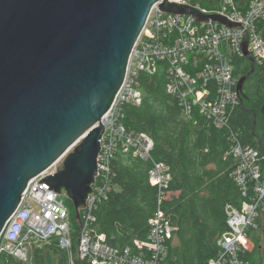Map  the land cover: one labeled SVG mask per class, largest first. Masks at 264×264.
Masks as SVG:
<instances>
[{"label": "water", "instance_id": "95a60500", "mask_svg": "<svg viewBox=\"0 0 264 264\" xmlns=\"http://www.w3.org/2000/svg\"><path fill=\"white\" fill-rule=\"evenodd\" d=\"M155 6L236 27L167 0H0V241L29 182L53 166L41 184L71 201L80 225L97 175L101 121ZM244 56L253 68L245 46Z\"/></svg>", "mask_w": 264, "mask_h": 264}, {"label": "built area", "instance_id": "2783aa9c", "mask_svg": "<svg viewBox=\"0 0 264 264\" xmlns=\"http://www.w3.org/2000/svg\"><path fill=\"white\" fill-rule=\"evenodd\" d=\"M167 1L192 7L205 16L222 17L236 27L228 28L211 20L197 23L189 16L164 15L157 6L152 9L130 56L124 83L101 121L105 132L100 141L95 184L78 225L76 260L90 264H162L166 244L172 238L174 229L161 208L171 194L169 169L152 159L153 142L148 135L128 132L121 123V106L141 103V94L133 87L137 74L154 72L157 62H165L169 73L167 92L177 97L183 117L197 114L222 129L228 127L230 112L239 104L231 58H245V46L254 63L264 61V0ZM231 140L230 155L236 160L233 178L246 201L239 209L225 208L226 231L217 240L221 252L208 264H248L241 255L250 248L248 231L256 228L264 207V153L246 147L233 134ZM118 148L124 152L130 149L151 163L149 182L157 189L158 206L149 220L147 240L135 242V254L131 248L106 245L105 236L93 230L95 211L112 188L111 162ZM55 171L53 166L29 182L17 213L5 229L2 249L21 261H27L23 248L26 241L55 240L67 253L69 264H75L68 210L60 196L47 184H41Z\"/></svg>", "mask_w": 264, "mask_h": 264}, {"label": "trees", "instance_id": "16d2710c", "mask_svg": "<svg viewBox=\"0 0 264 264\" xmlns=\"http://www.w3.org/2000/svg\"><path fill=\"white\" fill-rule=\"evenodd\" d=\"M231 66L237 81L247 77L226 128H216L197 114L183 117L177 97L167 92L169 73L163 61L157 62L154 72L137 74L133 87L141 94V103L121 106L125 129L148 135L153 142L152 159L163 163L171 175V194L161 208L174 230L162 264H208L221 252L217 240L226 231L225 208L239 209L246 201L233 178L236 160L230 155L231 134L246 147L264 153V61L252 68L249 59L233 56ZM150 168L151 163L132 150H116L111 162L112 188L98 205L93 224L95 233L105 236L106 245L131 248L135 254V242L147 240L149 220L158 206L157 189L149 182ZM68 202L69 222L73 219L75 229L71 227L72 254H76L79 227ZM248 238L250 248L241 258L248 264H264V207ZM3 243L4 234L0 264H69L67 253L55 240L34 246L27 261L2 249Z\"/></svg>", "mask_w": 264, "mask_h": 264}, {"label": "rangeland", "instance_id": "374dc122", "mask_svg": "<svg viewBox=\"0 0 264 264\" xmlns=\"http://www.w3.org/2000/svg\"><path fill=\"white\" fill-rule=\"evenodd\" d=\"M236 1H238V0H236ZM59 200H61L63 203H64V206L69 210L70 209V204H69V202L68 201H70V200H68L65 196H62V197H60L59 198ZM71 202V201H70ZM77 223V222H76ZM70 226L72 227V229L73 230H75L74 229V227H73V225H74V223H73V219L72 220H70ZM78 225V224H77ZM79 227V226H78ZM38 244H40V243H37V242H33L32 240L30 241V240H28V241H26L25 243H24V250L25 251H27V256H29V258H30V253H31V251H32V249L34 248V246H39ZM40 246H42V245H40ZM73 258H74V260L77 258V251H76V254H74L73 253ZM75 263V262H74ZM76 264V263H75Z\"/></svg>", "mask_w": 264, "mask_h": 264}, {"label": "bare ground", "instance_id": "6f19581e", "mask_svg": "<svg viewBox=\"0 0 264 264\" xmlns=\"http://www.w3.org/2000/svg\"><path fill=\"white\" fill-rule=\"evenodd\" d=\"M218 245V244H217Z\"/></svg>", "mask_w": 264, "mask_h": 264}]
</instances>
